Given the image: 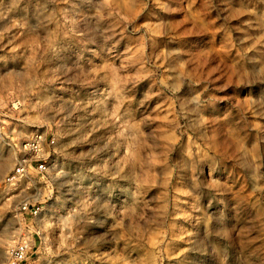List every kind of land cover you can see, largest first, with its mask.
I'll list each match as a JSON object with an SVG mask.
<instances>
[{
  "label": "clouds",
  "instance_id": "9594fccd",
  "mask_svg": "<svg viewBox=\"0 0 264 264\" xmlns=\"http://www.w3.org/2000/svg\"><path fill=\"white\" fill-rule=\"evenodd\" d=\"M29 2L35 3L36 14L20 43V37L11 32L13 27L25 28L24 24L0 27V51L8 48L12 53V62L0 66V116L13 114L19 119L20 113H30L23 123L36 125L37 158L47 159L52 172L30 170L31 160L17 167V156L30 151L27 145L19 146L27 136L13 134L12 154L6 160L0 151L4 161L0 164V221L11 214L0 232V264L26 259L31 234H44L48 264L61 253L67 254V264H264V47H258L264 45V0H239L235 11L217 7L225 31L236 33L238 40V44L231 36L228 40L230 47L238 49V57L220 67L213 66L214 58L197 55L194 48L177 40L172 22L146 26L139 46L129 49L119 69L134 66L137 74L121 77V83L149 80L158 91L150 90L144 100L162 96L165 103L154 116L138 120L124 108L129 99L125 95L118 96L111 110L106 99L105 118L99 123L111 125L114 131L87 152L77 147L89 143L87 135L71 143L61 140L62 126L71 113L64 115L68 109L56 107L68 91L64 83L87 84L99 75L95 67L86 74L70 75L86 55H100L91 44L87 53L79 51L75 41L93 36L112 40L121 35L117 28L127 32L130 25L137 31L138 13L131 11L137 0ZM222 3L230 6L232 0ZM69 7L75 19H69ZM210 8L211 0H205V10ZM241 17L240 26L228 27ZM7 19L4 0H0V22ZM190 19L199 20L200 14L193 13ZM193 27L200 30L199 24ZM253 31L259 35L253 36ZM156 36L166 38L163 51L147 48V41ZM234 90L238 96L232 95ZM225 97L236 113L234 119L239 120L229 134V154L232 164L245 174L252 196L247 207L253 218L240 233L245 250L237 245L238 229L230 215L224 179L205 178L209 166L218 168L222 163L224 136L219 133L225 123ZM157 121L156 127H143ZM251 131L254 139H249ZM0 134L8 135L3 127ZM186 137H191L187 154ZM101 153L102 159L97 160ZM13 170L17 174L10 177ZM14 190L17 194L10 195ZM30 192L37 195L27 203L47 204L31 214L32 220L21 202ZM181 197L192 198L193 210L200 212L199 222L185 211ZM209 199L215 205L211 211L204 207ZM56 230L59 239L53 248L48 234ZM180 237L183 243L177 244Z\"/></svg>",
  "mask_w": 264,
  "mask_h": 264
},
{
  "label": "rangeland",
  "instance_id": "374dc122",
  "mask_svg": "<svg viewBox=\"0 0 264 264\" xmlns=\"http://www.w3.org/2000/svg\"><path fill=\"white\" fill-rule=\"evenodd\" d=\"M140 4L145 5L142 9ZM5 11L7 15V22H0V27L7 26V24H24L25 28L13 27L11 35L20 37L17 43H20L25 37L22 33H25L27 26L31 23V19L36 14L35 3H30L29 0H4ZM229 8L235 11L239 8V0H232V4L222 3V0H211V8L205 10V0H137V6L132 8L131 11L138 13L134 24L137 31L133 32L130 25L127 32L123 29L117 28L116 31L121 33L112 40H105L102 36H93L88 40L75 41L79 51L83 53L88 52L89 45H93L95 50L100 52L99 56L86 55L84 62H82L75 71L71 72V76H79L81 73H88L95 67L99 71V75L91 83H64L63 87L68 91L59 98V103L56 107H65L68 112L64 115H68V119L65 121L61 129V140L64 143H71L78 138H82L87 135L89 143H80L77 145L80 152L89 151L94 143L107 138L114 129L111 125L102 127L100 123L104 117V109L106 107L105 101H108V108L111 110L118 102V96L123 94L127 98L124 104V108L130 109L135 113L138 120L146 117L154 116L158 110L159 105H163L165 100L162 96H153L150 100H144L145 94L150 90L152 92L158 91L153 87L151 81L141 80L135 84L128 83L122 84L121 77L128 76L134 77L137 73L134 66H126L124 71H120L122 63L126 60V57L130 55L129 49L134 50L139 46V37L143 35L148 25H157L161 21H170L175 25L173 29L177 40L184 41L186 48H194L197 55L203 53L208 56L209 59L214 58L216 63L214 67H220L226 62H230L238 57V49L236 47H230L228 40L231 36L232 42L238 44L237 34L233 32L225 31L224 20L217 7ZM68 7V6H62ZM191 7V11L189 10ZM171 9V11L167 10ZM51 10V6H50ZM127 10V9H126ZM193 13H199L200 19H190ZM69 19H75L72 9L69 7ZM234 20L229 24V28L240 26L241 21ZM200 25V30L197 32L194 25ZM50 28L54 25H50ZM107 27V25H105ZM245 30L246 26H245ZM242 35V33L240 34ZM253 36L259 35L258 32L253 31ZM118 41V43H117ZM5 40V44H7ZM251 43V42H250ZM166 44V38L156 36L152 40L147 41V48L151 51L153 48H158L159 51H163ZM258 47H264V45H258ZM0 57L5 59L0 60V66L5 63L12 62V53L8 48L0 51ZM88 61H91L89 63ZM107 74V75H106ZM106 78H102L105 77ZM59 84V82H58ZM123 89V93L121 90ZM233 96H238L239 93L235 90L232 93ZM141 101H144L141 103ZM224 111L225 115L222 117L223 129L219 133L224 136L222 141L221 151L223 153L221 160V166L218 168L209 166L206 173V179L212 180L216 178H223L227 187L225 193L226 199L230 201L229 207L231 208L230 215L233 217L234 227L238 229L237 245L243 249L245 241L240 239V233L248 227L253 217L249 216V208L247 202L252 200V196L249 192V185L245 174L232 164V157L229 154L231 149L229 148V134L233 127L238 123V117L232 108L228 105L227 97L224 98ZM12 106L9 105V108ZM8 112V109H4ZM16 110L13 109V113ZM123 111V109H121ZM30 113H20V118L17 119L15 115L8 114L0 116V127L4 128V132L8 135L0 134V151H2L4 160H6L12 154L13 143L15 140V134H19L21 137L27 136L28 138L36 130L34 123L25 124L23 120L29 116ZM159 121L151 126L145 125L143 127H156ZM90 134V135H89ZM243 134V133H241ZM249 139L255 138V132H249ZM227 137V138H226ZM11 138V139H10ZM191 137H186L183 141L185 146V153L191 151L188 141ZM27 139H21L19 145ZM226 140V141H225ZM103 153L96 157L97 160L102 159ZM3 160H0V164H3ZM52 169L48 168L47 173H51ZM175 184V179L173 180ZM179 187V185H177ZM17 191L14 190L10 195H16ZM36 193L30 192L28 198H22L21 202L27 201V199H34ZM159 195V193H156ZM184 203L185 211L191 214L192 218L197 222L200 221L199 209L193 210V203L191 197H181ZM31 206H38L40 209L47 207V204L37 203ZM214 203L209 199L208 203L204 205L209 211L214 207ZM26 215V214H25ZM29 220L34 218L26 215ZM11 218V214L5 218L4 221H0V232L3 231L7 221ZM36 219H39L37 216ZM209 221L211 217L209 216ZM19 227V225H17ZM33 239V249L31 255L28 257L25 264H48L47 253L44 251L42 241L44 240V234L35 235L31 234ZM59 239V230L48 234V240L51 242L53 248L55 243ZM183 237L177 239L176 243H183ZM11 243V241H8ZM66 253H61L60 256L53 257L51 264H67L65 257Z\"/></svg>",
  "mask_w": 264,
  "mask_h": 264
},
{
  "label": "built area",
  "instance_id": "2783aa9c",
  "mask_svg": "<svg viewBox=\"0 0 264 264\" xmlns=\"http://www.w3.org/2000/svg\"><path fill=\"white\" fill-rule=\"evenodd\" d=\"M36 130L32 133V135L25 141H23L19 146L20 147H25L27 145V147L30 149L29 152H24V153H20L17 156V167H22L25 164H27V162L29 160H31L30 164H27V166L29 167L30 170L32 169H36L39 170L40 172L43 173H47L48 171V160L45 158H37L39 156L38 150L36 148L37 143L39 142V136H37L36 134ZM53 141V137L51 135L48 136V143L51 144ZM16 171L13 170L12 173H10V177L16 175ZM23 204H25L27 211L25 212L26 215H28L29 217L33 218V216L31 215L32 213H36L37 209H40L38 206H31L29 203H27V201L22 202ZM21 211H24V209L22 208ZM33 239L30 237V241L26 244V247L29 249L28 253H27V258L26 259H22L19 261V264H25L28 257L31 255V251L33 249ZM15 255V253H14Z\"/></svg>",
  "mask_w": 264,
  "mask_h": 264
},
{
  "label": "bare ground",
  "instance_id": "6f19581e",
  "mask_svg": "<svg viewBox=\"0 0 264 264\" xmlns=\"http://www.w3.org/2000/svg\"><path fill=\"white\" fill-rule=\"evenodd\" d=\"M227 138V137H226ZM226 141V140H225Z\"/></svg>",
  "mask_w": 264,
  "mask_h": 264
}]
</instances>
